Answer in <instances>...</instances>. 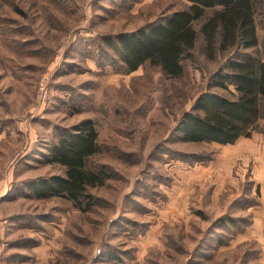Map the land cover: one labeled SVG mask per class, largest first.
<instances>
[{
	"label": "rangeland",
	"instance_id": "obj_1",
	"mask_svg": "<svg viewBox=\"0 0 264 264\" xmlns=\"http://www.w3.org/2000/svg\"><path fill=\"white\" fill-rule=\"evenodd\" d=\"M184 6L0 0V264H264V128L227 145L174 131L222 56L197 44L185 75L169 79L149 64L125 73L103 42ZM83 119L98 131L92 163L109 173L89 190L93 207L35 199L26 183L60 174L48 149Z\"/></svg>",
	"mask_w": 264,
	"mask_h": 264
},
{
	"label": "trees",
	"instance_id": "obj_2",
	"mask_svg": "<svg viewBox=\"0 0 264 264\" xmlns=\"http://www.w3.org/2000/svg\"><path fill=\"white\" fill-rule=\"evenodd\" d=\"M173 10L133 31L106 35L125 73L149 64L169 79L185 75V61L193 60L200 44L206 59L223 58L190 107L176 117L174 131L191 143L233 144L264 128V59L258 51L257 0H181ZM233 89H232V88ZM98 131L91 119L64 128L48 149V163L60 174L26 183L35 199L63 198L89 212V192L103 186L107 168L92 163L99 152Z\"/></svg>",
	"mask_w": 264,
	"mask_h": 264
},
{
	"label": "built area",
	"instance_id": "obj_3",
	"mask_svg": "<svg viewBox=\"0 0 264 264\" xmlns=\"http://www.w3.org/2000/svg\"><path fill=\"white\" fill-rule=\"evenodd\" d=\"M38 91L41 100H45L47 98V89H46V83L43 80H40L38 83Z\"/></svg>",
	"mask_w": 264,
	"mask_h": 264
}]
</instances>
